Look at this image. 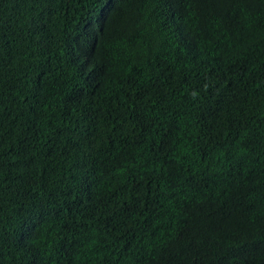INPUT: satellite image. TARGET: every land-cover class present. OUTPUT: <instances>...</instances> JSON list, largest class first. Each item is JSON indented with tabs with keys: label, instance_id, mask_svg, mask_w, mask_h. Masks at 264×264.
<instances>
[{
	"label": "trees",
	"instance_id": "1",
	"mask_svg": "<svg viewBox=\"0 0 264 264\" xmlns=\"http://www.w3.org/2000/svg\"><path fill=\"white\" fill-rule=\"evenodd\" d=\"M0 264H264V0H0Z\"/></svg>",
	"mask_w": 264,
	"mask_h": 264
},
{
	"label": "clouds",
	"instance_id": "2",
	"mask_svg": "<svg viewBox=\"0 0 264 264\" xmlns=\"http://www.w3.org/2000/svg\"><path fill=\"white\" fill-rule=\"evenodd\" d=\"M24 48L28 45V38H26V41L24 40ZM68 57H74V50L72 48H70L68 50L67 53ZM97 68V67H96ZM98 71L100 70V67L97 68ZM78 74H80L81 77H87L88 76H92L93 78L97 79V76L95 74L92 73H88V71L84 70V69H78L77 70ZM89 79V78H88ZM97 95V94H96ZM62 127V125H61ZM77 126H74L72 128L76 129ZM78 129L74 130L75 132H77ZM72 142V141H71ZM71 142H67L64 143L60 149L59 154L61 153V155L63 153H65L66 151H68L71 147L72 148H78L75 144L71 143ZM82 145L92 148L93 147L90 145V143L88 141H82ZM88 150H91L89 149ZM87 150V149H86ZM80 170V172H78ZM64 173L66 175V178L69 182L74 183L75 182H82L84 184V190L85 193L87 195L92 194L95 189L94 186L90 183V180L95 177V172L92 171H88V167L84 166L82 162H76V161H66L65 165H64Z\"/></svg>",
	"mask_w": 264,
	"mask_h": 264
}]
</instances>
